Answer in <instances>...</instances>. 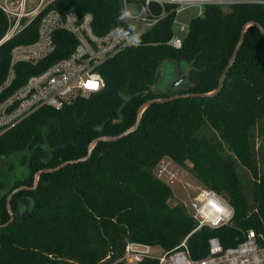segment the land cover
I'll return each instance as SVG.
<instances>
[{"label":"trees","instance_id":"1","mask_svg":"<svg viewBox=\"0 0 264 264\" xmlns=\"http://www.w3.org/2000/svg\"><path fill=\"white\" fill-rule=\"evenodd\" d=\"M49 7L91 12L97 33L125 25L120 0H58ZM38 20L39 15L0 42V84L12 46L33 41ZM254 22L264 28V4L241 3L227 9L207 5L192 17L181 46L175 48L167 43L173 33L169 14L144 32L140 44L125 47L99 65L104 79L99 90L78 94L58 108L39 106L1 132L0 224L11 217L8 194L20 185L29 187L10 199L12 220L0 227V264H125L119 258L128 239L169 251L189 235L193 258L208 253L211 236L226 248L252 229L264 242V33ZM244 26L221 89L209 94ZM6 29L7 18L0 9V39ZM54 38L55 50L46 58L37 64H16L15 77L0 99L29 74L67 55L76 43L66 30H57ZM165 60L183 63L189 83L177 92L205 94L148 104L133 130L117 139L95 141L86 159L42 171L31 187L38 170L86 155L98 136L131 127L145 100L172 94L151 90ZM178 72H183L180 66ZM15 154L22 155L24 166L5 181L6 159ZM164 156L229 201L233 216L227 224L193 232L196 222L182 206L170 207L163 196L152 194L162 187L169 191L153 172ZM243 166L252 175L250 197L239 172ZM138 264L158 262L145 259Z\"/></svg>","mask_w":264,"mask_h":264},{"label":"built area","instance_id":"2","mask_svg":"<svg viewBox=\"0 0 264 264\" xmlns=\"http://www.w3.org/2000/svg\"><path fill=\"white\" fill-rule=\"evenodd\" d=\"M54 1L58 0H0V9L7 18V29L0 42L12 37L39 15L36 38L30 42L16 43L10 50L6 76L0 84V95L11 85L16 64H37L55 50L54 33L57 30H66L76 39L67 55L29 74L22 84L0 99V133L39 106L58 108L78 94L99 90L104 85L99 65L125 47L138 45L132 39V29L139 34L140 44L149 27L169 14L172 15L173 27L177 15L187 7L197 6L202 13L207 5L228 8L241 3L264 4V0H120L122 11L130 13L129 17L123 19L125 25H112L104 32L97 33L92 27L91 12L80 13L75 8L65 11L50 8V3ZM180 30H186V26L181 24ZM167 43L179 48L182 36L173 30ZM90 84L95 87H89ZM191 211L196 222L193 232L203 226L216 229L227 224L233 216L229 201L217 190L205 185L193 198ZM188 236L175 249H161L158 253L151 244L127 240L121 260L128 264H138L145 259H155L158 264H264V242L258 240L252 229L247 231L242 241L226 248L217 236L209 237L208 253L202 258L191 257L187 246Z\"/></svg>","mask_w":264,"mask_h":264},{"label":"rangeland","instance_id":"3","mask_svg":"<svg viewBox=\"0 0 264 264\" xmlns=\"http://www.w3.org/2000/svg\"><path fill=\"white\" fill-rule=\"evenodd\" d=\"M200 14L201 11L197 6L187 7L180 11L176 18L177 21L173 25L174 32L183 37L187 31L192 17ZM181 24H184L186 26V30H180ZM159 78L160 76L157 78V80ZM87 93L88 92H84L83 94L85 95ZM255 141L257 142V144L261 142V136L256 137ZM21 157V154H15L6 159L7 162H5V165L7 167H4V172L2 175V177L5 178V181H8L9 177L11 175H14L17 171H19V169L22 170L24 165L21 161ZM187 162L188 164H191L190 161L187 160ZM153 172L156 174L157 178H159L165 184V187L169 188V191L162 187L160 189H153L152 194L155 196V194L158 193L159 195L163 196L165 199V203L170 207H173L175 205L182 206L186 212V215H188L190 218H193L191 211V202L197 194L199 188L204 184L201 183L197 178H195L184 166H181L168 156H164L158 162V164L154 167ZM239 172L242 175L244 181V190L246 191L245 193L249 196L251 192L252 175L244 166L239 168ZM161 249L162 248L160 246L153 247V250L157 253L160 252ZM121 257L119 258L120 261H122ZM125 264L128 263L125 262Z\"/></svg>","mask_w":264,"mask_h":264},{"label":"water","instance_id":"4","mask_svg":"<svg viewBox=\"0 0 264 264\" xmlns=\"http://www.w3.org/2000/svg\"><path fill=\"white\" fill-rule=\"evenodd\" d=\"M252 23V21L250 22ZM256 24V26L259 28V30L264 33V28L258 23V22H254ZM245 26L241 29L240 31V35H239V39L238 42L236 43L233 52L231 54V56L229 57V60L227 62V64L224 66L219 80H218V84L216 86V88L213 91L208 92L209 94L218 92L222 85H223V81H224V76L226 71L229 69V67L232 65V63L235 60V57L237 55V51L240 47V44L242 43L243 40V35H244V30H245ZM179 66L181 67V69H183V72H181V75H179L178 73V69ZM161 77L158 83H154L151 85V90L153 92H161V91H167L170 90L172 91V94H170L169 96H159V97H153V98H148L147 100H145L143 103H141V105L138 108V113H137V118L136 121L134 122V124L129 127L128 129H126L125 131L121 132L120 134H116V135H100L97 138H95L94 140H92L89 145H88V151L87 154L78 158H74V159H68V160H64L61 163H59L58 165L54 166V167H46L43 169L38 170L35 174H34V183L31 187H34L37 183L38 180V176L42 171H53L56 169H59L60 167L68 164V163H74V162H78L81 160L86 159L90 152L91 149L93 147V144L95 143V141L101 139V140H113V139H117L121 136H123L124 134H126L127 132L133 130L139 123L140 121V116H141V112L143 111V109L150 103L154 102V101H167V100H171V99H175L178 97H187V96H194V95H203L205 93H199V92H177L179 86H182V84L186 85L188 84V79H187V74L184 71V66L183 63H177L173 60H165L162 62L161 66ZM171 80L170 84L168 85L169 81ZM167 85V86H166ZM160 86H162L161 88H159ZM29 186L27 185H20L16 188H14L7 196L6 199V206L8 209V212L10 214V219L9 221L6 223L8 224L11 220H12V212L10 210V199L13 195L14 192L22 189V188H28ZM6 224H0V227L6 225Z\"/></svg>","mask_w":264,"mask_h":264},{"label":"clouds","instance_id":"5","mask_svg":"<svg viewBox=\"0 0 264 264\" xmlns=\"http://www.w3.org/2000/svg\"><path fill=\"white\" fill-rule=\"evenodd\" d=\"M129 16H130V13L128 11H122L121 16H120V19L123 20V19H125V18H127ZM129 27H130V29L132 28V26H129ZM132 31H133L132 39L134 40V42L136 44H139V42H140V40H139V34H136L134 32V29H132ZM123 35H128V33H123Z\"/></svg>","mask_w":264,"mask_h":264},{"label":"flooded vegetation","instance_id":"6","mask_svg":"<svg viewBox=\"0 0 264 264\" xmlns=\"http://www.w3.org/2000/svg\"><path fill=\"white\" fill-rule=\"evenodd\" d=\"M181 68V67H180ZM161 69V68H160ZM179 75H181V73H178ZM160 77H161V72H160ZM160 80V78L155 82V83H158ZM171 80L169 81L168 85L170 84ZM167 86V85H166ZM162 86H160L159 88H161Z\"/></svg>","mask_w":264,"mask_h":264},{"label":"snow or ice","instance_id":"7","mask_svg":"<svg viewBox=\"0 0 264 264\" xmlns=\"http://www.w3.org/2000/svg\"><path fill=\"white\" fill-rule=\"evenodd\" d=\"M89 87H95V85H92V84H90V85H88Z\"/></svg>","mask_w":264,"mask_h":264}]
</instances>
